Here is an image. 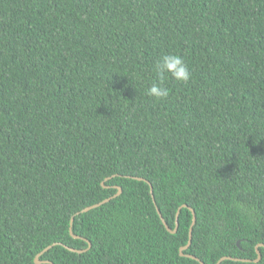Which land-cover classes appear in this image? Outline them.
<instances>
[{
    "label": "trees",
    "instance_id": "16d2710c",
    "mask_svg": "<svg viewBox=\"0 0 264 264\" xmlns=\"http://www.w3.org/2000/svg\"><path fill=\"white\" fill-rule=\"evenodd\" d=\"M184 204L186 255L264 264V0H0V264H201Z\"/></svg>",
    "mask_w": 264,
    "mask_h": 264
},
{
    "label": "clouds",
    "instance_id": "9594fccd",
    "mask_svg": "<svg viewBox=\"0 0 264 264\" xmlns=\"http://www.w3.org/2000/svg\"><path fill=\"white\" fill-rule=\"evenodd\" d=\"M154 72L159 83H153L147 89V95L157 101L169 96V89L165 82L171 78L180 83H187L191 79V72L180 55L165 54L158 59L154 66Z\"/></svg>",
    "mask_w": 264,
    "mask_h": 264
},
{
    "label": "water",
    "instance_id": "95a60500",
    "mask_svg": "<svg viewBox=\"0 0 264 264\" xmlns=\"http://www.w3.org/2000/svg\"><path fill=\"white\" fill-rule=\"evenodd\" d=\"M134 179H136V180H139V181H145L144 179H142V178H138V177H135ZM102 186L103 187H106V185H105V183H102ZM115 188L118 190V193L117 194H115V197L116 196H119L121 193H122V188L121 187H119V186H115ZM111 200V198L110 199H105V200H103V201H101V202H99V203H97V204H94V205H92V206H90V207H87V208H85L83 211H81L80 213H85V212H88V211H90V210H92V209H94V208H97V207H100V206H102L103 204H105V203H108L109 201ZM188 208L190 211H192V213H193V216H194V219H193V223H192V226H191V228H190V237H189V241H188V244L186 245V246H184V247H181L180 248V255L181 256H187V257H190V258H192V259H194V260H197L198 262H200L201 264H204L199 258H197V257H195V256H192V255H186L184 252L186 251V250H188L189 249V247L191 246V244H192V233H193V228H194V226H195V224H196V216H195V211L193 210V208H191L190 206H188L187 204H184L181 208H179V210H178V212H177V215H176V227H175V229L174 230H172L166 223H165V221H164V219H163V217H162V219H163V221H164V223H165V227H166V229L170 232V233H172V234H175L176 232H177V229H178V218H179V214H180V212H181V210H182V208ZM159 214H160V212H159ZM72 224H73V218H72V220H71V227H70V233H71V236L73 237V238H81L80 236H77V235H75L74 233H73V231H72ZM86 240V239H85ZM86 241H88V240H86ZM88 243H89V247H88V249H90L91 248V243L88 241ZM55 245V244H54ZM63 246L66 248V249H68V250H70L71 252H74V253H78V254H82L84 251H86V250H88V249H86V250H78V249H75V248H70V247H68L67 245H64L63 244ZM263 246V244H261V245H258L257 247H256V251H257V254H258V259H256V260H244V259H236V258H233V257H224V258H222L219 262H218V264H221L224 260H232V261H243V262H248V263H257V262H259V260H261L262 259V255H261V253H260V251H259V247H262ZM52 247V245L51 246H49V247H47L45 250H43V252H41L39 255H37V257H36V264H42V263H48V264H51V262L50 261H47V260H44V261H41L40 260V256L41 255H43V253H45V252H47L50 248Z\"/></svg>",
    "mask_w": 264,
    "mask_h": 264
}]
</instances>
